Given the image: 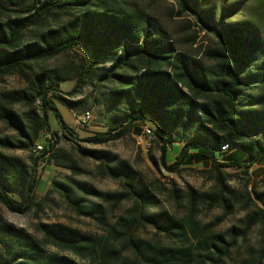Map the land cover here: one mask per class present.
Segmentation results:
<instances>
[{"label":"trees","instance_id":"1","mask_svg":"<svg viewBox=\"0 0 264 264\" xmlns=\"http://www.w3.org/2000/svg\"><path fill=\"white\" fill-rule=\"evenodd\" d=\"M6 1L17 8L8 11L0 0V10L10 12L0 17V77L18 76L24 87L0 93V123L15 135L0 137V204L18 215L37 208L38 159L29 166L5 150L31 151L41 136H50L40 158L71 171L51 181L52 191L78 217L105 226L107 235L38 222V240L0 216V264H224L237 237L254 226L260 227L259 252L264 254V190L249 184L252 167L264 162V33L260 36L251 21H228L241 11L240 2L208 0L207 6V0H176L180 11L215 40V47L198 59L180 51L151 18L121 0ZM32 28H38L36 35L25 40ZM75 48L87 60L73 88L64 92L61 84L73 76L40 64ZM88 83L106 89L94 100L103 108L106 129L79 141L104 145L132 128L140 135L138 125L148 121L160 151L158 162L149 157L152 163L174 173L201 165L216 189L199 192L187 186L188 213L178 218L167 210H151L159 199L127 162L110 152L77 149L96 161L103 175L119 180L120 192H101L75 179L83 171L55 149L60 138L51 130L49 114L62 136L77 141L56 101L77 108L78 102L66 97H75ZM17 105L25 111L19 113ZM174 144L180 148L170 162L168 149ZM224 168L245 178L243 195L227 185L232 176ZM171 193L177 197L181 192ZM124 201L131 207L109 224L103 203L117 207ZM239 202L246 206L244 227L232 228L229 238L195 220L198 206L221 208L226 217ZM147 228L155 238L140 235ZM242 264L264 263L255 258Z\"/></svg>","mask_w":264,"mask_h":264},{"label":"rangeland","instance_id":"2","mask_svg":"<svg viewBox=\"0 0 264 264\" xmlns=\"http://www.w3.org/2000/svg\"><path fill=\"white\" fill-rule=\"evenodd\" d=\"M129 8L135 9L144 15L148 16L155 22L161 30L173 40L177 48L193 57L198 59L205 58V52L208 48L215 47L214 38L206 31L200 29V26L188 14L180 11L176 0H121ZM221 3L223 0H216ZM240 2L241 11L234 18L228 21H251L258 29L260 36L263 37L264 33V0H228L231 2ZM208 6V0L206 1ZM4 7L10 11L17 8L16 5L2 0ZM7 10H0V17L5 19V14H9ZM4 12V14H3ZM218 14H216L217 16ZM38 28L26 31L25 40L31 39L36 35ZM87 56L80 49L75 48L72 52L49 60L40 64L42 68H59L69 72L73 79L63 82L61 89L67 92L73 88L78 75L80 73L81 65L86 62ZM206 64L210 65L211 62L203 60ZM24 87V81L18 76H4L0 77V93L4 91L16 90ZM106 90L103 87H96L90 83L84 85L80 93L75 97L68 98L72 102H78L75 109H70L62 102L56 101L59 110L63 111V118L70 129L73 130L77 141L73 142L61 135V130L54 118L50 113L49 123L51 130L57 132L58 144L55 149L64 151L72 158L83 173L75 176V179L86 183L98 191L116 193L122 190L120 181L117 179L109 178L101 173L99 165L96 161L81 156L78 148L104 150L116 155L119 160L125 161L133 168L138 177L144 180L151 191L159 199L160 203L156 209L151 210H167L169 213L184 218L187 215V201L183 195L187 186L194 188L199 192H211L216 189L215 182L209 179L208 175L201 173L204 168L201 165H192L180 172H169L158 163L154 164L149 159L153 157L156 162L160 157L159 145L154 142L148 144L146 148V140L140 139L138 136L142 134V128L149 122L138 125L140 135L136 134V129L132 128L130 132L120 140L109 142L104 145H93L86 142L79 141L87 137L93 136L95 133L104 132L105 119L103 118V108L97 106L94 100L100 96V91ZM19 113L25 111L21 105L15 106ZM70 109V111H69ZM86 111L91 112L92 119L89 123L81 125L79 118ZM151 127V126H150ZM57 128V130L53 129ZM152 128V127H151ZM1 136H15L5 125L0 123V137ZM154 137V136H153ZM43 136L40 137L37 144L45 142ZM180 145L174 144L168 149L170 162H172L179 151ZM8 155L19 158L21 161L29 166H32L34 161H37L36 176L39 179L38 188L35 191L37 208H34L25 215H18L9 212L3 205L0 204V216L8 223L21 227L32 234L38 240L41 239L39 233L35 231V225L38 222L47 223H61L72 228H76L82 233L92 236H106V227L99 225L96 221L83 217H78L66 205L64 200L51 189V181L62 180L63 176L70 175L68 168L57 167L52 163L48 164L45 159L40 158V154L36 153L34 149L31 151L20 150H5ZM209 169V168H208ZM223 170L227 175L232 177L228 178L227 185L234 189L238 195L244 194L245 178H243L237 170L224 168ZM252 175L250 177V185H256L258 190H264V174L260 173L259 176L255 175L254 168L251 169ZM262 176V177H260ZM208 177V178H207ZM179 190L180 196L175 197L171 190ZM95 203H102L98 199L92 200ZM103 205L107 208V221L112 224L116 218L122 215L125 210L131 207V202L124 201L119 206L113 207L108 204ZM246 206L244 202L236 203L232 212L224 217L221 208L214 207L207 209L203 206H198L195 212V220L202 225H210L212 230L217 233H223L225 237L229 238L230 230L237 228L243 229L245 223ZM140 235L147 239L155 238L154 232L147 228L140 231ZM261 242L260 227L254 226L245 237L238 236L237 242L230 250L228 257L224 259V264H242L243 260L247 259H261L264 263V254L259 252Z\"/></svg>","mask_w":264,"mask_h":264},{"label":"built area","instance_id":"3","mask_svg":"<svg viewBox=\"0 0 264 264\" xmlns=\"http://www.w3.org/2000/svg\"><path fill=\"white\" fill-rule=\"evenodd\" d=\"M91 119H92V114H91V112L86 111V112H84V113L82 114V116L79 118V123H80L81 125H85V124L89 123V122L91 121ZM153 136H154V135H153V130H152V128H151L150 126L145 125V126L142 128V134H141L140 136H138L140 139H144V140H146V148H145V150L148 149V144H149V143H152L153 138H154ZM49 138H50V136H47V137H46V139H49ZM47 143H48V142L45 141L43 146H36V145H35V147H38V149H40V150H41V153H42L43 150H44V146L47 145ZM226 149H227V147H226L225 149H223V150L225 151ZM250 192H251V187H250Z\"/></svg>","mask_w":264,"mask_h":264},{"label":"crops","instance_id":"4","mask_svg":"<svg viewBox=\"0 0 264 264\" xmlns=\"http://www.w3.org/2000/svg\"><path fill=\"white\" fill-rule=\"evenodd\" d=\"M67 110H68V107H67ZM69 111H70V109H69ZM60 112L63 115V111L60 110ZM53 129L57 130V128H53ZM252 168H254L255 175L259 176L260 173L264 174V162L256 164ZM260 177H262V176H260Z\"/></svg>","mask_w":264,"mask_h":264},{"label":"bare ground","instance_id":"5","mask_svg":"<svg viewBox=\"0 0 264 264\" xmlns=\"http://www.w3.org/2000/svg\"><path fill=\"white\" fill-rule=\"evenodd\" d=\"M36 146H43L44 145V143H42V144H35ZM226 148V147H225ZM34 151L36 152V153H38V154H41V150L40 149H38V147H34ZM248 191L250 192V186H248Z\"/></svg>","mask_w":264,"mask_h":264}]
</instances>
